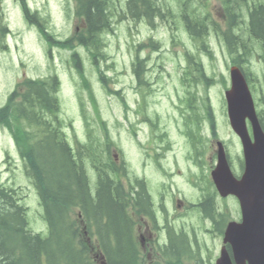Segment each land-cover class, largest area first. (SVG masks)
I'll list each match as a JSON object with an SVG mask.
<instances>
[{
  "label": "trees",
  "instance_id": "trees-1",
  "mask_svg": "<svg viewBox=\"0 0 264 264\" xmlns=\"http://www.w3.org/2000/svg\"><path fill=\"white\" fill-rule=\"evenodd\" d=\"M19 1L26 20L39 28L51 46L72 50L76 42L96 65L98 57L107 58L103 35L113 31L115 20L123 16L146 21L153 27L159 20H171L170 25H175L179 18L191 40L211 61L214 53L211 38L214 37L225 46L231 61L250 78V65L256 55L264 70V0H219L215 12L223 14L224 24L214 19L212 8L204 5L203 12L198 6L191 7L193 0H177L174 5L170 0H72L81 29L77 28L75 36L66 40H58L47 31L40 15L31 12L28 0ZM7 33V24L2 19L0 38L4 39ZM151 44L152 50L161 51L160 43ZM72 51L70 59L96 103L84 74L82 57L78 50ZM186 57L189 89L199 87L198 82H202L205 89L211 88L215 81L206 75L203 64L191 52H187ZM144 63L137 54L134 72L142 82ZM103 71L100 70V78L106 84ZM59 86L56 76L26 79L20 85L21 93L15 90L0 107V126L14 138L25 175L36 189L48 228L46 237L32 232L21 190L0 183V264H146L139 243L131 235L133 223L128 217V206L152 208L150 188L144 181L134 186L123 180L128 167L124 161L118 163L112 157L115 143L108 132L102 140L88 131L84 142H78L76 147L70 143L60 117ZM18 96H21L20 101L16 100ZM197 98L193 91L191 99L187 100L193 112L192 123L201 129L204 126L196 123L202 117L207 118L206 125L215 133L217 126L209 100L201 99L198 108L202 110H199L193 105ZM142 110L148 112L144 105ZM96 111L98 114L97 108ZM260 116L264 127V114ZM102 125L106 129L105 123ZM153 130H160L158 124L147 133ZM190 131L193 139L195 132L191 128ZM211 200L208 202L213 203ZM182 234L170 236L172 243L161 247L163 262L155 264H183L185 258L193 257L188 237Z\"/></svg>",
  "mask_w": 264,
  "mask_h": 264
},
{
  "label": "rangeland",
  "instance_id": "rangeland-1",
  "mask_svg": "<svg viewBox=\"0 0 264 264\" xmlns=\"http://www.w3.org/2000/svg\"><path fill=\"white\" fill-rule=\"evenodd\" d=\"M170 1L174 5L177 0ZM206 2L217 5L219 0H193L191 7L198 6L205 12ZM28 6L33 14L40 15L47 31L59 40L70 39L75 36L77 28L81 29V23L74 14L72 0H28ZM214 14V19L224 24L223 14ZM2 19L7 24L9 33L4 39L0 38V107L5 105L15 90L21 93L20 85L26 79L56 76L60 83V117L66 126L64 131L70 143L76 147L78 142H84L88 131L102 140L108 132L115 143V147L111 149L112 157L117 155L118 163L122 159L127 161L125 163L131 181L134 182L136 176L144 175L147 178V185L155 195H159L162 181L161 174L154 176L151 172V169H156V166L160 165H158V159L161 150L156 136L162 133L160 131L167 133V139L173 148L165 155L167 158L162 163L166 167H172L174 164L175 170L189 168V184L186 178L181 179L177 174L172 180L179 183V187L177 185L176 188L170 187L171 180L169 182L164 179L167 187L163 189L170 199H173L175 194V200L188 202L186 209L183 210L176 202L169 201L166 205L174 217L178 216L175 220L176 228L187 233L189 249L195 252V258L191 261L184 260L183 264H201L203 259V264H215L223 245V237L218 230L219 225L216 224L214 229L213 222H205L198 212L194 213L195 211L188 208L191 203H198L203 195H208L201 193L202 187L192 186L190 169L197 173L203 187L209 186L206 183V169L204 167L203 171L201 169L197 171L196 167L191 165V161L188 163L181 160L186 157V140L182 138L181 141L176 136V130L179 118H181L179 110L186 111V106L180 104L191 99V92L194 91L198 97L193 103L196 107L199 106L201 99L209 100L213 120L217 126V136L220 141L227 144L226 147L234 161L235 174L241 173L243 150L228 122L224 96V86L230 87L229 74L230 67H232L225 46L214 37L211 38L214 52L211 61L206 54L200 51L198 44L189 38L179 18H176L175 25H170L171 20L169 22L159 20L153 27L146 21H134L118 16L114 22L113 31L103 35L107 45L106 60L98 57V65H96L88 52L76 42H74L75 48L72 49L78 50L82 57L84 74L96 100L94 103L89 89L85 88L81 76L70 59L73 51L59 48L54 44L51 46L39 28L26 20L19 0H0V24ZM152 42L161 44L160 52L152 50ZM181 42L184 44L182 45ZM140 45L144 46L139 49ZM255 47L256 51H259L256 44ZM187 52H191L196 56L197 61L203 64L209 78H214L215 82L211 88L205 89L202 82H198L199 87L189 89ZM137 54L145 61V72L143 78L141 77L145 83L141 86L134 72ZM256 56L255 63L254 60L252 61L251 77L257 94L254 95L256 107L260 112L264 111V70L258 64V55ZM102 69L106 73V84L100 78ZM16 100L20 101L21 96H18ZM143 105L148 112L142 110L138 113ZM198 109L202 110L200 107ZM190 112H192L191 109H189V114L193 116V112ZM146 115L154 118L151 120L153 123L143 122L148 119H144ZM156 116L159 120L155 121ZM198 116L201 117L200 114ZM206 121L207 118L202 117V120L200 118L202 125ZM102 123H105L106 129ZM154 124H158L160 130L154 131L156 136L152 137L147 132ZM203 128L205 130L201 132L202 135L192 142L195 148L203 145L205 154L201 159L209 161V167L212 164L216 165L217 162V159L212 158L214 151L218 149L215 143L217 136L214 137L212 132L208 134L207 126L204 125ZM0 183L21 190L24 196L23 204L29 209L30 230L46 237L48 235L47 223L43 218L44 211L40 206L36 189L25 175L24 163L12 135L2 126H0ZM215 202L219 213L216 220L221 224H223L222 218H225L226 223L231 220H240L241 213L236 201L223 202L218 196ZM188 210L189 212L186 213ZM209 216L215 218L216 214L211 213ZM153 228L154 226H151L156 234ZM158 238L156 236L157 240ZM151 244L153 245L151 260L155 257L162 261V257L156 254L158 248L156 240H152ZM147 253L143 256L144 260L151 261L147 258Z\"/></svg>",
  "mask_w": 264,
  "mask_h": 264
},
{
  "label": "water",
  "instance_id": "water-1",
  "mask_svg": "<svg viewBox=\"0 0 264 264\" xmlns=\"http://www.w3.org/2000/svg\"><path fill=\"white\" fill-rule=\"evenodd\" d=\"M231 81V89L226 92L228 115L242 142L245 170L241 178L233 174L225 148L219 143L218 164L212 177L222 196L234 195L239 200L242 221L228 224L225 246L216 264H264V130L240 68L231 69Z\"/></svg>",
  "mask_w": 264,
  "mask_h": 264
},
{
  "label": "flooded vegetation",
  "instance_id": "flooded-vegetation-1",
  "mask_svg": "<svg viewBox=\"0 0 264 264\" xmlns=\"http://www.w3.org/2000/svg\"><path fill=\"white\" fill-rule=\"evenodd\" d=\"M189 158V155H188ZM189 161V160H188ZM188 181L189 184V171H188ZM169 177V176H166ZM169 183V182H168ZM204 196V195H203ZM201 197L198 204H190L189 210L193 209L194 207H198L201 212V218L206 221H211L215 225L218 224L216 219L208 217L209 214L215 213L217 210L216 205L214 204L213 200L211 199H205L204 197ZM168 199V200H167ZM208 200H211L213 203L208 202ZM169 201H172L168 196H159V201L152 202V208L146 207V209L138 208V220H135L132 218L133 228L131 231L132 238L134 240H138L141 242L142 245V251L145 254L147 253V258L151 260L152 258V251H153V245L151 244L152 240H156V244L158 248L169 246V244L172 243L170 236L173 235L175 232H177V228L175 226V219L170 215V211L168 207L166 206ZM173 202V201H172ZM178 201H176L177 203ZM180 202L181 210L186 209V203ZM184 204V205H183ZM189 210L186 212L188 213ZM132 214H135V212H132ZM154 216V217H153ZM151 226H154V231H156V234L151 229ZM173 232V234H172ZM156 236H158V240L156 239ZM161 243V244H160ZM156 258L154 257L151 261H148V264H155Z\"/></svg>",
  "mask_w": 264,
  "mask_h": 264
}]
</instances>
